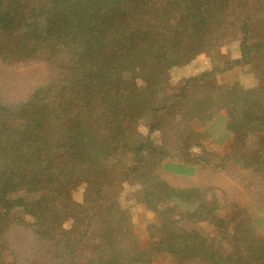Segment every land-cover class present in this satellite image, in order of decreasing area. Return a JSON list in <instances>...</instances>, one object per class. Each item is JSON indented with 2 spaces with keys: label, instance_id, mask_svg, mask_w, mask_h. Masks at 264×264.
<instances>
[{
  "label": "trees",
  "instance_id": "trees-1",
  "mask_svg": "<svg viewBox=\"0 0 264 264\" xmlns=\"http://www.w3.org/2000/svg\"><path fill=\"white\" fill-rule=\"evenodd\" d=\"M263 58L264 0H0V264H264Z\"/></svg>",
  "mask_w": 264,
  "mask_h": 264
},
{
  "label": "rangeland",
  "instance_id": "rangeland-1",
  "mask_svg": "<svg viewBox=\"0 0 264 264\" xmlns=\"http://www.w3.org/2000/svg\"><path fill=\"white\" fill-rule=\"evenodd\" d=\"M9 67H16V66H9ZM23 68H26V66H23ZM23 68H21L22 75H25L26 73L31 72V69H23ZM252 70H253V73L255 74V76L259 75L261 78H264V58L262 60H259V61L255 62V64L253 65ZM4 72H5L4 74L0 75V84H9L10 87H12L13 92H15V88L18 89L20 92H22L23 91V84L24 83H28V81L31 79V78L24 79V78H22L20 76L19 73H16V72L13 73V71L8 70V69H4ZM38 73L40 75L42 74L41 71H38ZM38 73H34L30 77L37 78V77H39ZM214 82H215V79H214ZM214 82H210V84H209L210 88H212L214 86ZM262 93H264V84L263 83H258L257 85L254 84V86L252 87L251 91L246 93L245 95L248 96V97H253L254 98L258 94H262ZM127 104L129 105L130 109L132 110V112L134 114V117H136L138 120H144L145 119V117L147 115V112L149 110V106H150V104L145 99L139 98L138 94L130 93L129 97L127 99ZM245 125L248 127L250 132H253V133H257L258 132V127L259 126L254 124L253 122H245ZM193 150H194V152L198 153V148L197 147H193ZM210 167H212V165H209L208 169H211ZM223 172L224 171L222 170L220 174L214 175L212 177L205 176L204 179L207 180V181L214 182L216 184L217 183L230 184V185L233 184V185H235L237 187H238V185H240L239 184V174L236 172V170L231 169L226 174H224ZM104 174H105V172H104ZM211 174H213V173H211ZM203 175H204V173H201V177L200 178H202ZM119 176H120L119 173L114 172V173H111L110 175H107L104 179H106L105 181H107V182H113L114 180L119 178ZM185 180H187V182H185V184H187L189 182V179H182L181 181H185ZM173 181L175 183H178L179 180H173ZM26 183H27V181L17 179L14 183H12L10 185V187L8 189H12V188L16 189V188H18V190H23L24 191L25 188H26ZM127 189L129 191H134V186L130 185V186L127 187ZM239 190H241V189L239 188ZM8 195H9V193H7V191H5V192L0 191V208H2V207H10L12 210L18 209L19 206L21 205V200H17L14 204H11V201H9L7 199V197H6ZM48 196L49 195L46 194V193H41V194L32 196L30 198V200L31 201L42 200V199L43 200H47L46 198H48ZM243 198H244V201H246L248 204H253L255 207H263L262 204L261 205H259V204L262 202V199L264 198V188H260L259 187L258 189H256V191L253 194L247 195V196H243ZM72 200H73L74 206H75V207H73L74 209H76V210L84 209V208H82V206H84L82 204H84L85 201H86V195L79 194V193H73ZM104 201H105V203H108V204L111 202V206H109V209L111 211L113 210L112 209L113 207L117 206V204H115L113 202L111 193L107 194L104 197ZM83 214L86 217H89L90 212L84 210ZM105 219L106 220H110L111 216L107 215V216H105ZM62 222H63L62 220H59V224H61ZM215 229L216 228H214V227L207 228V229L203 227V230L205 231V234H202V236L204 237V239H206L208 237V235H211L212 238H214L212 240H214L213 242H214V244L216 246L219 243L220 245L227 247L228 246L227 244H222L221 243V241L219 239V236H218L219 233ZM179 236H180V239L176 238L177 240H181L182 239V235H179ZM199 244H201V243H199ZM223 255H225V250L217 248V250L214 253H212L211 256H213L215 259H220Z\"/></svg>",
  "mask_w": 264,
  "mask_h": 264
}]
</instances>
